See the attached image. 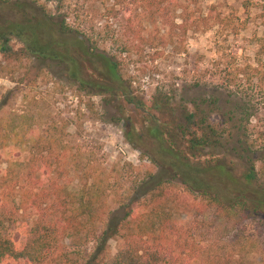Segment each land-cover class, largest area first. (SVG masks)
<instances>
[{
    "label": "trees",
    "instance_id": "1",
    "mask_svg": "<svg viewBox=\"0 0 264 264\" xmlns=\"http://www.w3.org/2000/svg\"><path fill=\"white\" fill-rule=\"evenodd\" d=\"M67 1L0 0V50L7 60L39 61L31 66L39 73L61 66L78 98L108 97L118 113L112 122L125 121L133 146L127 107L144 109L146 102L135 94V78L125 76L118 54H108L103 45L110 39L120 55L140 54L144 45L174 47L176 28L183 36L229 21L215 6L195 15L199 0H90L101 18L113 21L105 37L104 29L76 22L79 14ZM242 5L246 14L260 10L256 65L238 68L223 86L229 97L224 107L214 96L191 101L178 109L180 123L173 129L167 120L171 100L157 98L153 107L161 115L153 116L146 133L170 157L154 173L144 168L143 179L113 197L111 176L80 148L73 150L71 120L41 123L29 111L2 113L14 89L9 91L0 101V264H264V256L252 260L248 254L246 236L199 240L196 226L185 229L177 220L182 202L172 191L179 181L217 217L264 224V128L254 131L255 95L244 91L264 86V0ZM177 9L184 14L180 24L171 22ZM90 98L86 107L94 111ZM208 153L213 161L202 160ZM111 240L120 242L114 255Z\"/></svg>",
    "mask_w": 264,
    "mask_h": 264
},
{
    "label": "rangeland",
    "instance_id": "2",
    "mask_svg": "<svg viewBox=\"0 0 264 264\" xmlns=\"http://www.w3.org/2000/svg\"><path fill=\"white\" fill-rule=\"evenodd\" d=\"M243 1L199 0L195 15H207L215 6V12L227 16L229 21L208 30L192 27L183 36L176 28L178 35L174 47L159 49L144 45L140 54L134 51L131 55H120L118 45L110 39L103 45L108 54H118L125 76L135 78V94L144 97L146 102L144 109L127 107L133 116L135 146L127 140L125 121L112 122L118 113L107 101L108 97H91L94 111H89L86 103L90 97H77L76 87L64 77L61 66L54 70L48 67L39 73L31 68L33 64H39V61L23 56L19 60H7L0 50V101L14 89L2 113L10 115L15 111H29L36 114L35 121L41 123L71 120L68 130L72 136L70 142L73 150L76 152L80 148L85 158L111 176L109 188L112 197L122 193L130 184L143 179L146 174L144 168L148 167L154 173L158 170L157 165L170 157L162 151L158 140L146 133V126L153 124V116L161 115L153 107L157 98L165 96L171 100V116L167 120L173 129L174 125L180 123L177 120L178 109L181 111L185 105L191 106V101L202 102L214 96L220 98L224 107L229 97L223 86L233 80L238 68L247 64L256 65L254 58L257 42L263 35L260 10L252 8L246 14ZM67 3L72 4L71 9L79 14L76 22L88 30L104 29L105 36L107 25L113 21L101 18L97 14L96 4L94 6L90 0H68ZM55 7V3H49L50 9ZM183 15L182 10L177 9L171 22L174 20L175 24H180ZM124 16L120 15L129 18L127 13ZM131 17H134L133 13ZM119 23L116 20L112 29ZM158 52H163L160 58ZM36 75L39 76L34 79ZM244 91H253L255 95L252 104L258 111L252 120V125H256L254 131L264 128V86H250L244 88ZM213 119L216 121L219 117L214 114ZM204 159L214 160L210 153ZM172 191L178 194L182 202L178 223L185 229L191 224L196 226L199 240L201 237L207 240H227L234 234L239 238L246 236L250 240V243L245 240L248 244L246 250H252L248 253L252 260L264 256V224L255 220L217 217L214 211L205 207L204 201L190 194L179 181L175 182ZM189 205L193 207L187 211ZM119 247L120 242L111 240L110 254H116Z\"/></svg>",
    "mask_w": 264,
    "mask_h": 264
}]
</instances>
